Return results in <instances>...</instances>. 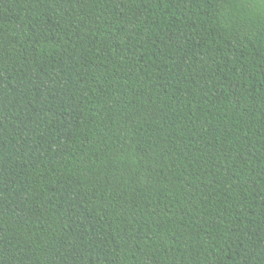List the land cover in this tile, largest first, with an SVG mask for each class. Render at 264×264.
Masks as SVG:
<instances>
[{
	"label": "trees",
	"instance_id": "16d2710c",
	"mask_svg": "<svg viewBox=\"0 0 264 264\" xmlns=\"http://www.w3.org/2000/svg\"><path fill=\"white\" fill-rule=\"evenodd\" d=\"M0 264H264V0H0Z\"/></svg>",
	"mask_w": 264,
	"mask_h": 264
}]
</instances>
